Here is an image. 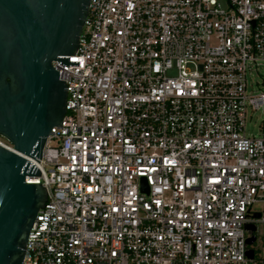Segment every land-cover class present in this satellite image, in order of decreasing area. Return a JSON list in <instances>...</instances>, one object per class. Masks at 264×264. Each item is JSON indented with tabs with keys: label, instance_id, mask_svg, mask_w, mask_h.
<instances>
[{
	"label": "built area",
	"instance_id": "built-area-1",
	"mask_svg": "<svg viewBox=\"0 0 264 264\" xmlns=\"http://www.w3.org/2000/svg\"><path fill=\"white\" fill-rule=\"evenodd\" d=\"M58 58L78 66L52 62L65 115L25 180L46 201L21 264H264V136L245 131L264 0H89Z\"/></svg>",
	"mask_w": 264,
	"mask_h": 264
},
{
	"label": "water",
	"instance_id": "water-1",
	"mask_svg": "<svg viewBox=\"0 0 264 264\" xmlns=\"http://www.w3.org/2000/svg\"><path fill=\"white\" fill-rule=\"evenodd\" d=\"M88 5L0 0V138L11 148L0 146V264H21L28 232L46 201L44 188L25 180L39 176L46 138L61 127L67 88L52 62L78 66L58 57L74 56ZM245 228L249 235L255 231Z\"/></svg>",
	"mask_w": 264,
	"mask_h": 264
},
{
	"label": "rangeland",
	"instance_id": "rangeland-1",
	"mask_svg": "<svg viewBox=\"0 0 264 264\" xmlns=\"http://www.w3.org/2000/svg\"><path fill=\"white\" fill-rule=\"evenodd\" d=\"M248 92L257 90L264 91V62H259L257 67H253L247 75ZM246 134L249 136H264V110L258 112H248L245 124ZM264 205L256 204L252 207L253 211L262 212ZM257 242L254 248L260 247L264 243V228L259 226L256 231Z\"/></svg>",
	"mask_w": 264,
	"mask_h": 264
},
{
	"label": "bare ground",
	"instance_id": "bare-ground-1",
	"mask_svg": "<svg viewBox=\"0 0 264 264\" xmlns=\"http://www.w3.org/2000/svg\"><path fill=\"white\" fill-rule=\"evenodd\" d=\"M7 149L11 150V148H8V147H7Z\"/></svg>",
	"mask_w": 264,
	"mask_h": 264
}]
</instances>
